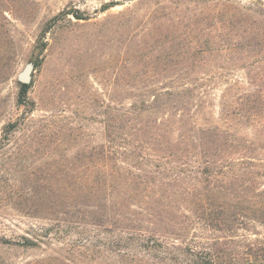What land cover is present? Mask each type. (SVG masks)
Wrapping results in <instances>:
<instances>
[{"label": "rangeland", "instance_id": "rangeland-1", "mask_svg": "<svg viewBox=\"0 0 264 264\" xmlns=\"http://www.w3.org/2000/svg\"><path fill=\"white\" fill-rule=\"evenodd\" d=\"M106 1L0 0V264H264L263 178L232 218L226 178L204 179L194 157L104 156L120 108L195 79L215 115L235 89L264 91V45L255 56L237 48L264 39V0H118L101 11ZM115 163L152 181L130 209L156 242L115 215L106 223L102 201L85 196V173Z\"/></svg>", "mask_w": 264, "mask_h": 264}, {"label": "trees", "instance_id": "trees-1", "mask_svg": "<svg viewBox=\"0 0 264 264\" xmlns=\"http://www.w3.org/2000/svg\"><path fill=\"white\" fill-rule=\"evenodd\" d=\"M118 3V0L106 1L100 10ZM72 16L76 19L85 18L77 10ZM252 40L257 38L252 37ZM263 45L264 39L237 48L255 56L262 51ZM253 47H259V51H254ZM196 80L189 87L155 95L152 102L120 108L116 126L117 147L107 151L104 156L109 160H117V155L125 154L142 158L143 155L139 154H153L160 150L168 155L179 154L184 157L180 161L183 166L191 165L186 159L188 156L194 157L193 168L198 169L204 179L213 176V173L226 178L230 185V205L232 208L239 207L232 213V218H236L238 214L242 215V209H249L247 206L259 196L251 190L260 179H264V91L254 89L245 93L235 89L230 99L227 100L226 94V99L219 101L215 115L214 97L209 89L197 84ZM251 82L256 83L254 80ZM29 87L30 84L21 83V103L25 102ZM178 105L180 111L177 113L174 108ZM249 130H252L251 133ZM126 163L135 167L134 163ZM84 180L85 196L102 201L106 223L113 224L110 217L115 215L126 222L125 228L133 230L135 235L137 230L136 236L140 240H151L152 243L159 240L153 229L154 235L146 236L147 229L139 227L138 219L134 217L140 212L130 209L134 197L140 191H146L148 182H152L145 174L138 175L131 169L116 166V163L109 166L104 164L100 168H90ZM237 187L241 188L240 194H237Z\"/></svg>", "mask_w": 264, "mask_h": 264}, {"label": "water", "instance_id": "water-1", "mask_svg": "<svg viewBox=\"0 0 264 264\" xmlns=\"http://www.w3.org/2000/svg\"><path fill=\"white\" fill-rule=\"evenodd\" d=\"M30 71H31V66L27 65L20 73H19V80L27 83L30 80Z\"/></svg>", "mask_w": 264, "mask_h": 264}]
</instances>
